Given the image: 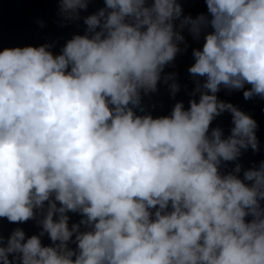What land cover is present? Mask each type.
Listing matches in <instances>:
<instances>
[{"label":"clouds","instance_id":"9594fccd","mask_svg":"<svg viewBox=\"0 0 264 264\" xmlns=\"http://www.w3.org/2000/svg\"><path fill=\"white\" fill-rule=\"evenodd\" d=\"M90 2L59 0L57 23L86 27L58 51L0 50V219L40 228L0 234V264H264V160L240 163L259 125L218 97L264 101V0L195 16L184 0H104L82 17ZM189 38L192 98L154 115L145 99L161 83L175 98L166 69ZM225 112L228 134L213 127Z\"/></svg>","mask_w":264,"mask_h":264},{"label":"water","instance_id":"95a60500","mask_svg":"<svg viewBox=\"0 0 264 264\" xmlns=\"http://www.w3.org/2000/svg\"><path fill=\"white\" fill-rule=\"evenodd\" d=\"M185 14L191 12L193 16L197 13L206 11L203 0H184ZM59 0H0V50L4 47L14 46H36L43 44L53 45V50L58 51L68 39L74 34H83L85 25L83 19L78 22L60 26L57 21ZM104 6V0H91L88 10L82 11L81 16L90 15ZM43 19L45 27L41 28L34 21ZM189 47L186 53L178 54L175 66L166 69V72H176L178 74L177 82L180 85V91L172 98L171 92L166 85L161 83L158 85V92L152 94L151 99H145V104L149 107L154 115L167 114L177 102H184L188 105V101L192 98L189 94L194 88V84L188 68L193 63L192 49L197 45L189 38ZM220 100L232 103L241 110L251 114L257 120L259 128L257 131L260 140V152L254 153L251 149L245 152L240 163L245 168L251 167L253 164L258 165L264 160V101L259 98L245 100L242 92L221 90L218 93ZM155 108L152 109V106ZM219 126L224 129L225 134L231 127V114L223 113L213 122V127ZM71 216L70 223L78 222L80 217L76 214L69 213ZM21 227L26 234L31 236L38 234L40 228L36 221H29L24 224H11L4 219H0V234L9 236L16 228ZM45 244L50 241L45 238Z\"/></svg>","mask_w":264,"mask_h":264}]
</instances>
